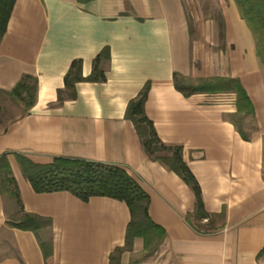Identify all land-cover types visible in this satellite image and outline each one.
<instances>
[{"label":"crops","instance_id":"0c3cea01","mask_svg":"<svg viewBox=\"0 0 264 264\" xmlns=\"http://www.w3.org/2000/svg\"><path fill=\"white\" fill-rule=\"evenodd\" d=\"M225 1L220 34L213 19L189 12L187 0H16L0 43V100L25 75L36 93L27 113L0 132V156L8 154L24 210L50 218L52 226L37 234L12 227L16 200L0 192V264H46L42 242L51 243L53 264H263L264 63L236 2ZM74 60H81L84 78L75 83V98L65 85ZM96 66L103 76L89 81ZM175 74L190 83L238 78L254 106L251 139L234 124V93L186 97ZM147 82L146 113L164 143L183 147L207 217L194 215L192 188L150 159L126 118ZM17 154L40 165L63 157L127 170L150 195V217L166 231L158 249L144 259L137 237L112 260L125 246L127 204L37 193Z\"/></svg>","mask_w":264,"mask_h":264},{"label":"trees","instance_id":"16d2710c","mask_svg":"<svg viewBox=\"0 0 264 264\" xmlns=\"http://www.w3.org/2000/svg\"><path fill=\"white\" fill-rule=\"evenodd\" d=\"M83 1V0H82ZM242 18L257 38L259 55L264 63V0H234ZM16 0H0V43L7 31ZM105 48L101 55L107 54ZM103 76L97 66L89 76V81H99ZM32 77L25 75L17 86L10 92L21 100L28 96L29 105L35 100L36 85L29 84ZM84 80L81 76V60H74L65 78L68 95L75 98L74 86L77 81ZM175 86L184 96L190 97L198 93H234L236 95L237 113L233 117L240 135L250 140V134L244 131L240 121L254 116L252 101L238 78L212 77L199 79L190 83L184 77L175 74ZM150 92V82H147L137 97L132 99L127 107L126 118L130 120L140 137L147 155L153 161L160 162L170 171L178 174L194 191L196 210L194 215L199 219L207 217L200 184L183 158V147L164 143L156 130L154 122L146 113V102ZM64 90L59 91V100L64 99ZM17 160L24 177L31 183L37 193L68 191L83 202L93 197H108L127 204L131 220L127 227L126 242L123 248H117L115 255L131 250L134 239L143 238L145 250L154 252L158 249L166 231L150 217V195L141 184L122 167L97 161L76 158H55L47 165L36 164L30 159L17 154ZM0 192L16 200L18 215L8 223L15 228L38 233L52 226L50 218L27 213L21 201L19 189L8 160V154L0 156ZM225 210L213 217H223ZM213 223L206 224L211 229ZM46 264H53V252L50 242L41 243ZM264 255V249L260 256ZM116 261V256H111Z\"/></svg>","mask_w":264,"mask_h":264},{"label":"rangeland","instance_id":"374dc122","mask_svg":"<svg viewBox=\"0 0 264 264\" xmlns=\"http://www.w3.org/2000/svg\"><path fill=\"white\" fill-rule=\"evenodd\" d=\"M188 10L190 13L197 12L202 18L213 19L219 27V33L223 32V10H226L227 2L225 0H187ZM217 43L222 46V38L219 37ZM29 84L33 85L32 79L28 80ZM28 96L21 100L10 94H5L0 100V132H2L11 122L23 116L28 111ZM241 126L247 134H251L254 129V120L252 117H246L240 121ZM18 208H16V212ZM149 251L142 254V257L147 258ZM116 257H119L116 254ZM262 263L264 264V255L262 256ZM115 264V262H114Z\"/></svg>","mask_w":264,"mask_h":264}]
</instances>
